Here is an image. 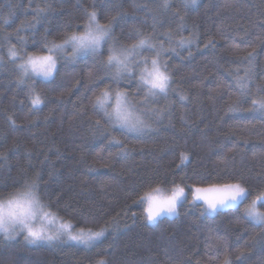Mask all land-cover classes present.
<instances>
[{"label": "trees", "instance_id": "obj_1", "mask_svg": "<svg viewBox=\"0 0 264 264\" xmlns=\"http://www.w3.org/2000/svg\"><path fill=\"white\" fill-rule=\"evenodd\" d=\"M86 10L101 23L115 18L120 44L132 43L136 30L163 42L162 63L172 76L167 96L145 103L139 68L114 79L102 63L107 45L102 54L74 59L69 49L58 54L51 78L21 82L9 49L47 54L45 43L81 26ZM181 38L190 43L180 46ZM248 68L242 95L237 74ZM106 86L126 91L150 127L131 132L107 123L95 106ZM261 89L264 0H0V200L39 174L46 211L73 232L106 228L89 246L0 234V264H264V226L244 215L264 191V115L247 110L251 98L264 96ZM237 101L241 111H227ZM181 152L190 159L178 168ZM229 179L250 189L238 206L209 214L191 202L190 186ZM174 184L186 186V199L148 222L140 197L157 187L170 195Z\"/></svg>", "mask_w": 264, "mask_h": 264}, {"label": "snow or ice", "instance_id": "obj_2", "mask_svg": "<svg viewBox=\"0 0 264 264\" xmlns=\"http://www.w3.org/2000/svg\"><path fill=\"white\" fill-rule=\"evenodd\" d=\"M186 3L195 4L196 0H186ZM114 22L115 18H111L107 23H101L94 10H86L85 20L81 26H77L75 30L65 31L59 41L53 40L45 43L44 48L47 50V54L26 53L20 55L13 46L9 49V59L13 63H16L17 60L20 61L17 68L21 72V82L25 77L31 79L34 76H40L48 79L53 76L57 68L58 54L68 53L69 49L72 59L81 54H102V50L107 45V56L102 63L108 73L115 70L114 79H119L125 74L135 75L136 69L139 68L137 79L144 87V102H147L148 97L167 96L172 76L167 69V64L162 63V52L165 51L163 42L159 41L153 33H142L140 30H136L132 43L120 44L113 37ZM178 43L183 46L190 41L181 38ZM145 50L154 54L145 55ZM172 50L174 51V49ZM253 58L254 55L250 53L246 58L249 64ZM250 71V68L246 69L244 76L237 74V86L242 95L248 94ZM32 91L31 102L33 106H38L42 103L41 96L34 89ZM113 95L114 102L109 103ZM95 106L103 112V118L107 123L119 125L127 131L140 132L150 127L134 112L136 105L128 98L126 91L116 90L113 93L106 86L101 90V94L95 97ZM247 110L264 115V96L251 98V107ZM227 111H241L239 101L229 105ZM96 124L99 125L100 120H97ZM114 142L117 145L121 144L119 140H114ZM179 159L178 168L183 166L190 156L181 152ZM40 179L39 174L35 179H26L22 191H18L6 200H0V232L9 237L15 236L18 232H24L26 233L25 239L30 243L50 242L66 237L69 241L85 246L95 243L105 235L106 228L103 226L99 230L80 228L73 232L71 223H61L60 227L51 234L42 227H33L31 222L38 213H41V219L47 220L49 223L55 215L46 211L45 206L41 203ZM187 190L192 193V202H202L206 210L211 212L238 205L251 194L249 187L242 181L231 179L209 183L207 186L192 185ZM182 199H186V186L183 184H174L170 195H163L161 189L157 187L153 193H145L140 197V200L146 202L147 205L145 213L148 222L156 221L162 214L175 213ZM261 208H264V191H260L254 196L251 204L244 209V215L258 224H264V211Z\"/></svg>", "mask_w": 264, "mask_h": 264}, {"label": "rangeland", "instance_id": "obj_3", "mask_svg": "<svg viewBox=\"0 0 264 264\" xmlns=\"http://www.w3.org/2000/svg\"><path fill=\"white\" fill-rule=\"evenodd\" d=\"M37 78H40V79H44L43 77H40V76H36ZM44 80H46V79H44ZM191 202H192V196H191ZM192 203H195V204H197V203H201L202 205H203V203L202 202H199V201H197V202H192ZM239 204H241V203H239ZM238 204V205H239ZM251 203H248L246 206H245V208L246 207H248L249 205H250ZM238 205H232V206H238ZM204 206V205H203ZM205 207V206H204ZM45 210H47L46 208H45ZM218 210V209H217ZM205 211H206V213H209V214H214V212H211V211H208V210H206V207H205ZM167 214V213H166ZM166 214H162L160 217H162V216H165ZM160 217H158V218H160ZM157 218V219H158ZM250 219V218H249ZM251 221H254V220H252V219H250ZM255 222V221H254ZM32 223V226L33 227H42V228H44L45 230H47L48 232H49V234H51V233H53V232H55L59 227H60V224L61 223H65V222H63V221H61L59 218H57L56 216H53L52 217V220H51V222L49 223L47 220H43V219H41V213H38L37 214V216H36V218L31 222ZM257 223V222H256ZM261 225H263L264 226V224H261ZM0 234L1 235H3L4 237H6V238H14V237H16L17 235H23V236H25L26 235V233H24V232H18V234H16L15 236H11V237H9V236H5V234L3 233V232H0Z\"/></svg>", "mask_w": 264, "mask_h": 264}]
</instances>
